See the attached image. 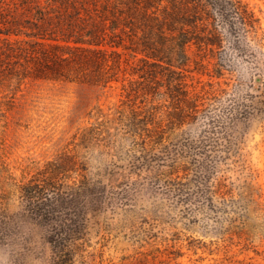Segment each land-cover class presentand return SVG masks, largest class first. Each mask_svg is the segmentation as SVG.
Returning a JSON list of instances; mask_svg holds the SVG:
<instances>
[{
  "label": "trees",
  "instance_id": "trees-1",
  "mask_svg": "<svg viewBox=\"0 0 264 264\" xmlns=\"http://www.w3.org/2000/svg\"><path fill=\"white\" fill-rule=\"evenodd\" d=\"M260 29L242 0H0V98L27 81L91 78L112 88L126 72L117 118L97 121L86 134L91 140L119 132L131 145L121 165L112 161L87 175L81 164L74 170L81 178L71 179L70 169L54 161L29 178L18 176L0 142V256L8 264L41 255L47 264H74L100 217L134 205L144 189L167 195L187 214L211 211L213 224L221 214L238 229L248 227L252 199L229 176L220 187L215 182L223 162L224 170L245 174L252 194L243 145L264 119V91L252 77L247 83L237 59L264 56ZM192 46L211 54L219 75L236 74L226 99L191 96L183 71ZM162 88L166 103L154 98ZM140 97L144 106L137 107ZM162 107L167 127L153 130ZM143 172L154 175L140 183ZM188 244L202 246L197 239Z\"/></svg>",
  "mask_w": 264,
  "mask_h": 264
},
{
  "label": "rangeland",
  "instance_id": "rangeland-1",
  "mask_svg": "<svg viewBox=\"0 0 264 264\" xmlns=\"http://www.w3.org/2000/svg\"><path fill=\"white\" fill-rule=\"evenodd\" d=\"M242 2L259 18V33L264 37V0ZM141 57L134 59L135 66ZM187 57L183 74L191 96L201 101L226 99L225 94L236 83V74L223 70L219 75L211 54L201 53L194 46L189 47ZM237 61L247 83L252 77L255 86L261 85L264 91V56L250 62L242 58ZM124 73H119V82H112V88L101 87L91 78L75 83L27 81L19 90L0 98V142L8 152L10 171L29 178L54 161L70 169L65 173L71 179H79L81 172L74 170L81 164L88 165L87 175H93L97 167L102 169L112 161L120 165L125 162L124 153L131 145L121 133L113 135L110 131L108 136L95 135L91 140L86 134L97 121L117 118ZM256 77H261L260 84ZM160 91L163 94L166 88ZM154 98L166 103L165 94ZM136 99L137 107L144 106L140 102L143 97ZM164 109L154 116L160 128L153 124L151 129L167 127ZM103 138L109 147L100 142ZM243 147L254 180L252 194L245 174H239L233 166L224 170L227 165L219 161L223 170L215 185L220 187L229 176L240 184L246 200L252 199L248 227L238 229L230 223L231 216L221 214L220 223L213 224L211 217L215 214L211 211L187 214L184 205L176 204L167 195L144 189L134 199V205L100 217V225L91 229L89 245L79 250L74 264H264V119L252 125ZM140 174L142 183L148 174ZM213 227L216 233L210 231ZM191 239L201 241L202 246H189ZM29 263L47 264V259L41 255ZM0 264H8L6 256H0Z\"/></svg>",
  "mask_w": 264,
  "mask_h": 264
},
{
  "label": "water",
  "instance_id": "water-1",
  "mask_svg": "<svg viewBox=\"0 0 264 264\" xmlns=\"http://www.w3.org/2000/svg\"><path fill=\"white\" fill-rule=\"evenodd\" d=\"M255 81L257 84H260L262 82V79L261 77H256Z\"/></svg>",
  "mask_w": 264,
  "mask_h": 264
}]
</instances>
